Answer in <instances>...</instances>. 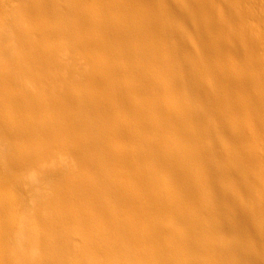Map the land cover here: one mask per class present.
<instances>
[{
	"label": "bare ground",
	"instance_id": "1",
	"mask_svg": "<svg viewBox=\"0 0 264 264\" xmlns=\"http://www.w3.org/2000/svg\"><path fill=\"white\" fill-rule=\"evenodd\" d=\"M0 110V264H264V0H0Z\"/></svg>",
	"mask_w": 264,
	"mask_h": 264
},
{
	"label": "rangeland",
	"instance_id": "2",
	"mask_svg": "<svg viewBox=\"0 0 264 264\" xmlns=\"http://www.w3.org/2000/svg\"><path fill=\"white\" fill-rule=\"evenodd\" d=\"M2 18V17H1ZM4 23V22H3ZM37 86H41V82H39V83H37ZM4 104V105H3ZM3 104H1V110L3 111V113H2V121L3 120H5L4 122H10V117H9V109H8V107H7V105L5 104V103H3ZM2 105L4 106V107H6V108H4L3 107V109H2ZM0 110V111H1ZM5 114V115H4ZM5 116V117H4ZM0 141H1V143H3L4 145H5V143H6V145L7 146H9L10 144H12L13 143V138L12 139H10V136H7V134H6V131L0 126ZM3 141V142H2ZM5 145V146H6ZM6 148V147H5ZM5 148L3 149V150H5ZM46 184H49V182L48 181H46ZM47 187H48V185H47ZM9 190V191H8ZM7 191L9 192L6 196H7V198H6V201L4 202L5 204H4V206L5 205H7V208H5V210H6V212L8 213L9 212V210H11V208H12V198H11V191L12 190H10V188L8 187V189H7ZM13 193V192H12ZM27 194H29V193H27ZM26 197L28 196V195H25ZM29 196H30V194H29ZM7 203V204H6ZM10 206V207H9ZM10 209H9V208ZM21 209V208H20Z\"/></svg>",
	"mask_w": 264,
	"mask_h": 264
}]
</instances>
